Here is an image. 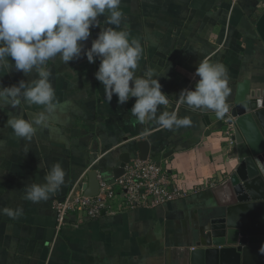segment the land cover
I'll use <instances>...</instances> for the list:
<instances>
[{
    "label": "crops",
    "instance_id": "0c3cea01",
    "mask_svg": "<svg viewBox=\"0 0 264 264\" xmlns=\"http://www.w3.org/2000/svg\"><path fill=\"white\" fill-rule=\"evenodd\" d=\"M264 0H35L21 33L0 0V263L189 264L229 203L237 159L221 111L232 81L264 85ZM147 157L181 198L55 232L53 200ZM171 150L172 153L168 154Z\"/></svg>",
    "mask_w": 264,
    "mask_h": 264
},
{
    "label": "water",
    "instance_id": "95a60500",
    "mask_svg": "<svg viewBox=\"0 0 264 264\" xmlns=\"http://www.w3.org/2000/svg\"><path fill=\"white\" fill-rule=\"evenodd\" d=\"M255 32L264 46V10L256 18ZM221 111L204 116L206 124L225 120L233 129L231 152L237 165L230 174L229 203L208 220L197 248L190 251L189 264H264V85L249 78L232 81ZM140 159L149 154L147 140L135 142ZM172 151L169 150L168 154ZM129 153L119 156L112 179L123 173ZM84 194L98 192L95 170H89ZM1 264V263H0Z\"/></svg>",
    "mask_w": 264,
    "mask_h": 264
},
{
    "label": "built area",
    "instance_id": "2783aa9c",
    "mask_svg": "<svg viewBox=\"0 0 264 264\" xmlns=\"http://www.w3.org/2000/svg\"><path fill=\"white\" fill-rule=\"evenodd\" d=\"M16 20L20 32L25 26V16L33 10L35 0H14ZM233 129L230 124L223 131L226 145H233ZM98 192L84 194L80 180L75 182L62 200L54 199L55 232L69 223L68 218L76 215L94 219L102 214H114L138 207H155L181 198L188 189L184 188L176 175L169 173L165 166L154 159L131 158L124 164L123 173L109 182L97 172Z\"/></svg>",
    "mask_w": 264,
    "mask_h": 264
}]
</instances>
